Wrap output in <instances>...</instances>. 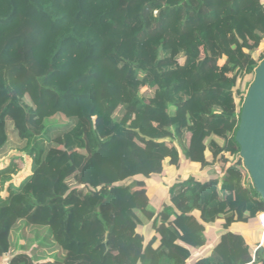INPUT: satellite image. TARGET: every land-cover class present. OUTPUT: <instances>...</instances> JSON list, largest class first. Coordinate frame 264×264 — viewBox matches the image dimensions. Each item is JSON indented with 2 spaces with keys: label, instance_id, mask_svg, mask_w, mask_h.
Segmentation results:
<instances>
[{
  "label": "trees",
  "instance_id": "trees-1",
  "mask_svg": "<svg viewBox=\"0 0 264 264\" xmlns=\"http://www.w3.org/2000/svg\"><path fill=\"white\" fill-rule=\"evenodd\" d=\"M263 58L264 0H0V264H264L234 141ZM181 163L222 171L158 215L147 180ZM217 223L225 255L192 258Z\"/></svg>",
  "mask_w": 264,
  "mask_h": 264
},
{
  "label": "rangeland",
  "instance_id": "rangeland-1",
  "mask_svg": "<svg viewBox=\"0 0 264 264\" xmlns=\"http://www.w3.org/2000/svg\"><path fill=\"white\" fill-rule=\"evenodd\" d=\"M252 80V77L247 76L245 78L244 83H249ZM19 103L22 105L25 111V123L29 130H31L35 134H39L42 128L37 127L34 123V106L28 96H25L24 98L19 100ZM65 119L62 117V115H57L49 120L45 121L44 125H50L55 123H61L64 122ZM138 127V126H137ZM140 127V125H139ZM234 127L230 126V129H233ZM6 161L1 160L0 165L4 164ZM28 159L24 158V164L22 165V171L19 173L17 177L13 179L14 183H18L25 175L28 174ZM209 168V167H208ZM204 168L200 169L198 166L191 167L190 165L186 163H181L179 168L175 169V171H172L170 173L165 172L163 173L160 178H150L147 180L148 185L152 189V195H151V202L156 206V209L158 211V215L162 216V205L164 201H169V186L174 182L175 180H181L186 179L189 175H200L202 177L209 176L212 174H221L222 167L219 163L215 164V166L211 167L210 169ZM174 204L175 202H171ZM259 215L255 217V220L252 222H249L248 224L242 226L238 224L239 228L238 231H244V235L249 237L250 240H252V236L254 237V240L256 239V242H253L252 249L256 246H254L257 242V236L259 235L260 239L263 235L264 231L262 229V226L259 222ZM263 220V217H262ZM150 226V225H148ZM152 228V227H151ZM264 228V227H263ZM148 229H150L148 227ZM209 231L208 235V243L206 247L201 252H193L192 258H195L197 256H200L202 254H207L212 252L213 250H216L221 255H225V247H224V228L223 225L220 223H217L210 228L207 229ZM141 231V230H140ZM249 235H252L251 238ZM258 248V247H257Z\"/></svg>",
  "mask_w": 264,
  "mask_h": 264
},
{
  "label": "water",
  "instance_id": "water-1",
  "mask_svg": "<svg viewBox=\"0 0 264 264\" xmlns=\"http://www.w3.org/2000/svg\"><path fill=\"white\" fill-rule=\"evenodd\" d=\"M234 141L253 188L264 202V58L254 69L242 101Z\"/></svg>",
  "mask_w": 264,
  "mask_h": 264
},
{
  "label": "crops",
  "instance_id": "crops-1",
  "mask_svg": "<svg viewBox=\"0 0 264 264\" xmlns=\"http://www.w3.org/2000/svg\"><path fill=\"white\" fill-rule=\"evenodd\" d=\"M236 228H239L238 224L236 225ZM239 232L242 233L243 235L245 234L244 231H240V230H239ZM248 236H250V238H251L252 235H249V234H248ZM246 237H247V236H246ZM263 238H264V236H261V239H259V235H258L257 239L259 240V241H258L259 244L257 245V247H258V246H261V243H262V241H263ZM251 241L256 242L257 240H256V239L254 240V237L252 236V240H251Z\"/></svg>",
  "mask_w": 264,
  "mask_h": 264
},
{
  "label": "built area",
  "instance_id": "built-area-1",
  "mask_svg": "<svg viewBox=\"0 0 264 264\" xmlns=\"http://www.w3.org/2000/svg\"><path fill=\"white\" fill-rule=\"evenodd\" d=\"M258 215H259L258 218H259L260 225L262 226V229H263V231H264V228H263V222H262V216L264 215V212H263V213H260V214H258ZM262 236H264V233H263ZM258 247H260V246H258Z\"/></svg>",
  "mask_w": 264,
  "mask_h": 264
},
{
  "label": "bare ground",
  "instance_id": "bare-ground-1",
  "mask_svg": "<svg viewBox=\"0 0 264 264\" xmlns=\"http://www.w3.org/2000/svg\"><path fill=\"white\" fill-rule=\"evenodd\" d=\"M262 217H263V220H262V222H263V227H264V215H263Z\"/></svg>",
  "mask_w": 264,
  "mask_h": 264
}]
</instances>
